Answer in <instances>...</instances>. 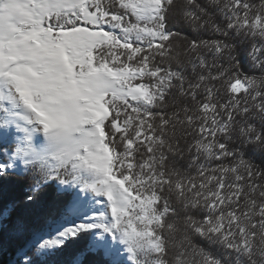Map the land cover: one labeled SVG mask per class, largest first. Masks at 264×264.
<instances>
[{
  "label": "snow or ice",
  "instance_id": "snow-or-ice-1",
  "mask_svg": "<svg viewBox=\"0 0 264 264\" xmlns=\"http://www.w3.org/2000/svg\"><path fill=\"white\" fill-rule=\"evenodd\" d=\"M176 19L252 37L261 75L239 74L226 40L184 38L176 52ZM181 55L194 79L172 68ZM214 81L234 95L222 103ZM235 137L264 151V0H0V189L18 191L0 200V247L12 264H55L69 247V264H264V172ZM185 151L195 175L176 167Z\"/></svg>",
  "mask_w": 264,
  "mask_h": 264
},
{
  "label": "trees",
  "instance_id": "trees-1",
  "mask_svg": "<svg viewBox=\"0 0 264 264\" xmlns=\"http://www.w3.org/2000/svg\"><path fill=\"white\" fill-rule=\"evenodd\" d=\"M253 2L258 3L259 0H253ZM198 3L201 4L203 7H209V0H198ZM215 6L212 8H209L210 12H213V18L217 24L224 25L226 24V20L224 19L223 15H221L219 12L214 11ZM169 27L173 32L180 34V39L176 40L174 44V48L176 52L183 53L186 43L185 39L188 40L192 39H222L226 40V42L232 43L235 45L233 49V55L236 58V61L239 62V69L238 72L241 75H247V76H260L261 73L258 69L254 68L252 66V62L249 58V50L251 48V44L253 42L252 37H245L240 36L236 34H231L230 37H223L219 33L213 32L211 29L208 30H201V29H195L190 23L183 19H176L175 21L171 22L169 24ZM107 30V29H106ZM258 41L259 38H256ZM207 59L209 61L212 60V54L207 53ZM178 59L183 61L182 65H178L175 60L172 62V68L177 71H182L184 75H186L189 79H194L195 74L193 73V70L191 68V65L188 64L186 61L183 60V56L181 55L178 57ZM219 64L223 65L224 67H228V58L227 56L221 58L218 61ZM234 72L236 70H233ZM217 89H219L218 97L220 98V101L223 103L226 101L227 97L230 95H234L230 93L229 91H226V89L222 86V82L214 81L213 82ZM239 96H243L244 93L241 91L238 94ZM167 99L171 100L172 97L169 96ZM198 99L203 100V95H200ZM181 103H190V101H186L181 99ZM168 111H172V106H170ZM105 131L107 132V128L105 127ZM187 143H193V137L192 135H188L184 137L180 141L181 147H185ZM229 143V146L233 148L236 151L243 152L244 158L246 160H250L251 163L255 166L256 169L260 170L261 172H264V151L260 150L259 148L254 147L253 145L247 143L244 141L242 137H235L233 140H231ZM191 155L192 153H188L185 151L182 155H178L175 157L176 161V167L180 169L183 172L190 173L191 175H195V169L192 168L191 165ZM227 162H231V158ZM220 163L219 161H214L213 166L215 164ZM18 194L17 189L11 186H4L2 189H0V200L2 201H8L14 196ZM174 204H176L177 207H180L179 204H177L173 198ZM193 215L197 216V218H203L204 213L199 212L198 210H193ZM192 243L196 245L199 248H203L206 251L215 254L216 256H219L222 260H232L235 256L234 253L230 249H226L223 247L222 244L210 240L206 237L199 236V235H193L192 236ZM71 256V248L69 247L63 252L57 253L56 257L54 258L55 264H69V259ZM14 257H13V250L12 248L5 242L2 247H0V264H12Z\"/></svg>",
  "mask_w": 264,
  "mask_h": 264
}]
</instances>
